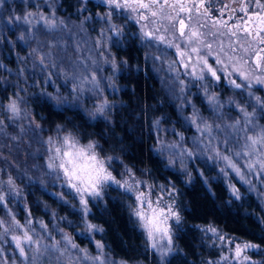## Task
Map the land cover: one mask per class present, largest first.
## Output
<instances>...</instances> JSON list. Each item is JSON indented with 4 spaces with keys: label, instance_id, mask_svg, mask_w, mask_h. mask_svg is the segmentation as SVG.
Here are the masks:
<instances>
[{
    "label": "snow or ice",
    "instance_id": "obj_1",
    "mask_svg": "<svg viewBox=\"0 0 264 264\" xmlns=\"http://www.w3.org/2000/svg\"><path fill=\"white\" fill-rule=\"evenodd\" d=\"M43 2L49 9L47 14L37 4V11L10 14L6 22L0 17V28H15L20 32L17 39L29 47V41H36L37 46L31 48L28 56L33 58V68L39 67L42 73H47L45 84L56 77L57 80L62 78L66 87L71 85L68 96H61L59 88L55 95L46 92L41 95L59 107L78 105L86 93H91L98 99L89 115L111 123L112 106L104 96L102 65L111 68L112 74L106 79L108 86L114 89L116 73L122 68L130 70L128 60H120L111 52L112 46L125 42L126 28L116 20H131L139 28L138 34L133 35L146 49L145 63L150 61L156 72L167 73L161 77L162 87L173 99L180 101V118L197 133L189 145L183 132L173 128L171 131L176 139L168 142L159 136L161 121L166 118L152 122L150 131L157 133L156 151L168 158L165 166L176 168L179 164V171L190 183L196 169H190L189 165L211 162L226 178L231 196L236 200L241 199V193L231 178H238L249 191H257V184L264 187V126L256 124L257 109L264 113V98L253 92L255 86H264V0H100L103 8L95 16L84 15L89 12V0H76L77 16H83L79 25L70 23V18L57 15L58 8L62 7L58 0ZM3 7L4 0H0V9ZM93 20L101 25L94 40L84 26L85 22ZM73 30L76 34L69 42L65 36ZM42 33L53 38L42 42ZM79 33L84 35L79 36ZM45 47L48 51L42 50ZM168 50H173L174 55ZM25 59L20 57V60ZM23 74L22 68L18 75ZM222 82H227L241 95L247 94V104L228 100V104H235L240 118L225 121L221 111L225 105L216 90ZM192 88L200 90L214 119L206 118L189 98ZM22 103L20 93H13L6 105L0 104V112L8 113L6 119L14 122L22 118ZM186 109H190V113L186 114ZM23 116L26 118L27 113ZM33 123L29 122L28 131L32 132L31 139L38 145L36 153L44 156L39 167L46 169L44 176L69 189L78 198L84 229L89 235L102 231L88 221L89 198L102 199L105 188L114 185L133 200L128 205L131 216L144 232L147 246L159 254L161 264L164 258L179 251L174 244L173 227L181 224L182 217L176 205L174 183L157 184L154 178L151 182L140 179L128 165H124L122 178H118L111 168L117 158L104 155L98 141L89 139L82 143L77 132L64 125H56L53 134L44 138L42 125L35 123L33 128ZM20 132L24 134L25 129L21 127ZM5 135V119H0V141ZM10 138L13 141L20 139L18 136ZM3 146L0 143V147ZM0 158H3L2 154ZM141 175L150 176V172L145 170ZM200 175L204 173L200 172ZM21 194L12 175L6 180L0 178V208L5 210V217L0 218V241H10L17 254L7 257L6 250L0 248V264H81V260L91 264H126L110 259L101 241H96L97 254L90 256L88 250L80 248L59 223L50 228L43 220H34L27 204L28 215L21 222L9 208V198L18 199ZM66 195L60 193L58 199L68 203ZM52 215L56 217L55 212ZM36 224L39 230L34 226ZM199 230L205 236L210 234L215 238L213 245L219 241L221 249L228 248L227 253L221 252L218 260L209 259L206 264H264V260L255 261L247 255L249 251L264 255L261 245L241 243L211 224ZM80 253H83L82 257ZM74 254L75 260L72 259Z\"/></svg>",
    "mask_w": 264,
    "mask_h": 264
},
{
    "label": "trees",
    "instance_id": "obj_2",
    "mask_svg": "<svg viewBox=\"0 0 264 264\" xmlns=\"http://www.w3.org/2000/svg\"><path fill=\"white\" fill-rule=\"evenodd\" d=\"M67 1L58 3L62 7L58 8L57 15L70 18V23L79 25L80 19L73 17L76 13L75 6ZM87 7L89 12L84 13L85 15L91 13L95 16L102 9L91 3H88ZM36 10L37 8L33 6H24L20 3H5L3 9H0V17L6 22L10 14L23 15L27 11ZM116 22L126 28L123 38L125 42L112 46L111 52L120 60H128L130 70L122 68L116 73L113 81L114 89L108 86L106 78L109 75L105 77L104 96L112 106L109 116L111 123L99 117L93 119L89 115L98 99L91 93H86L78 105L64 104L59 107L54 101L41 95L42 92L55 95L59 88L61 96H68L71 85L68 84L66 87L64 80L62 78L57 80L56 77H53V82L45 84L47 73H42L39 67L33 68V58L28 56L31 48L37 45L36 41H29L31 46L29 47L17 39L20 32L15 28L11 26L0 28V64L3 65L0 67V104L6 105L8 98L16 92H19L23 98L21 119L10 122L6 119L9 114L0 112V119H5L7 133L0 141L4 145L0 147V154L3 157L0 158V169H3L0 178L6 180L8 175H12L17 186L22 190L18 199L9 198V208L17 219L23 222L28 215L25 210L27 204L34 220H43L50 228L59 223L64 231L73 236L75 243L80 248L87 249L90 254L94 253L96 241H101L110 259L123 261L126 264H154V259H150L153 256L146 248L141 234L131 223L127 194L112 185L105 190L101 200L90 206L88 221L102 231L89 235L84 229L83 218L77 210L76 201L69 195L68 189L43 175L46 169L41 170L39 166L43 164L44 156L36 153L38 145L31 139L32 132L28 131L29 122L34 121L42 125L44 138L53 134L56 125H64L65 128L77 132L82 143H87L89 139L96 140L102 147L104 155L116 157L111 168L118 178H122L120 174L124 165H128L140 179L151 182L154 178L157 184H175L176 205L182 217V222L176 231L180 252L170 257L164 264H200L199 257L202 253H198L201 249L196 246L200 242L198 228L209 224L220 228L225 235L259 244L264 249V187L257 184V191H249L248 186L242 184L238 178L230 177L241 193V199L236 200L229 192L226 178L211 162L200 161L198 170L204 175L202 177L198 172L193 171L190 183L184 180L175 168L165 166L166 161L156 151L157 133L155 130L150 131L152 122L160 117L166 118L161 121L159 136L168 142L176 139L171 131L173 128L177 132H183L188 138L186 140L189 145L192 137L197 133L194 127L184 125L178 113L180 101L173 99L162 87L160 77L151 66V62L145 63V50L133 35V25L122 18H117ZM85 24L88 36L92 37L90 31L98 26V23L93 20ZM22 26L27 27L26 25L19 27ZM74 34L76 30L67 34L65 39L71 42ZM78 35L83 36L84 33ZM52 38L47 33H42L40 36L42 42ZM42 50L48 51L46 47ZM20 57L26 59L20 60ZM22 68L24 74L18 75ZM194 92V89L190 90L189 98L205 117L211 115L206 111L203 100ZM224 92L229 99L242 104L248 103L249 98L246 93L241 95L237 91L229 92L227 89ZM253 92L264 98V92L260 88H253ZM233 105L229 104L227 107L230 109ZM225 109L228 108L223 110ZM229 109L227 112H222L225 121L240 118L238 111ZM234 109L236 110V107ZM249 111H251L250 107ZM23 113H27L26 118ZM35 123L32 124L33 128ZM256 124L264 126V113L259 109H257ZM21 127L25 129L24 134L20 132ZM165 129L169 131L166 132ZM11 136H18L20 139L13 141ZM145 170L150 172V176L141 175ZM253 183L255 184L256 181L254 180ZM60 193H67L65 199L68 203L58 199ZM53 212L56 213L55 218ZM4 217L5 210L0 208V218ZM34 226L39 230L38 224ZM57 238H59L58 234ZM0 248L6 250L7 257L17 255L10 241H0Z\"/></svg>",
    "mask_w": 264,
    "mask_h": 264
},
{
    "label": "rangeland",
    "instance_id": "obj_3",
    "mask_svg": "<svg viewBox=\"0 0 264 264\" xmlns=\"http://www.w3.org/2000/svg\"><path fill=\"white\" fill-rule=\"evenodd\" d=\"M93 1V3L95 4V5H97V6H100V7H102L103 8V5H101L100 4V0H92ZM58 2H59V0H58ZM224 2H227V0H224ZM5 3H8V4H13V3H20V4H23L24 6H33L34 8H37V4H39V6H40V10H42L45 14H47L48 13V11H49V9H48V7H47V5L46 4H44V2H43V0H4V4ZM75 4H76V0H75ZM75 4H73L74 6H75ZM42 8V9H41ZM37 11V10H36ZM85 15V14H84ZM73 17L75 18V19H77V18H79L80 20H79V22L83 19V16H80V17H78L77 16V14L75 13V14H73ZM132 25H133V27H134V32L133 33H136V34H138V32H139V28H138V25H136L133 21H131V20H128ZM86 25V24H85ZM39 27V26H38ZM22 28H24L23 26H22ZM100 28H101V25L98 23V26H96V27H94V28H92V30L90 31V33H92L93 35H92V39L94 40L96 37H97V35H98V33H99V31H100ZM81 34V33H80ZM136 37V36H135ZM37 46V45H36ZM35 46V47H36ZM140 46L143 48V50H145L146 51V49L140 44ZM169 52H171L172 53V55H174V51L173 50H168ZM151 66H152V63H151ZM102 67L104 68V71L102 72V75L104 76V77H106V75H110V74H112V72H111V68L109 67V66H106V65H102ZM153 67V66H152ZM157 67H160V65H159V63H157ZM166 67V66H165ZM158 75H159V77H160V80H161V77H163V76H166L167 75V73L165 72V71H161V72H156ZM65 83V82H64ZM254 88H260L263 92H264V86H259V85H257V86H255ZM192 89H194V93H196V94H198L199 95V97L203 100V105L204 106H206V111L207 112H210L211 113V115H207L206 116V118H214V116H213V114H212V112H211V110H210V108H209V106L207 105V103L204 101V97H203V95H202V93L200 92V90L198 89V88H192ZM225 89H227V90H229V92L230 91H232V92H236V90H233L231 87H229L228 86V84H227V82H222L220 85H218L217 86V91H218V94L220 95V98H223V102H225V106H224V108H228L229 109V107H227V106H229V104H227V101L229 100V98H227L225 95H224V90ZM177 95H179V93H177ZM178 102H179V100H178ZM178 106H180V103H178ZM223 108V109H224ZM235 108V104L233 105V107H230V111H237V110H235L234 109ZM221 110L222 112H227L228 111V109H225V110ZM185 112H186V114L187 113H190V109H186L185 110ZM186 137V136H185ZM186 139H188L187 137H186ZM171 140V139H170ZM169 142H172V141H169ZM166 162H167V156H161ZM198 165L199 164H190V166H189V168L191 169H196L195 171L196 172H198L199 174H200V172H199V167H198ZM179 164H177V166H176V168H175V170L176 171H178L181 175H182V177L184 178V180H187V178H186V176L184 175V174H182L180 171H179ZM203 177V176H202ZM227 187H228V184H227ZM107 189H109V186L108 187H106L105 188V190H107ZM229 189V188H228ZM67 192L69 193V195H71V197H72V199H74L75 201H76V205H77V210H78V212H79V214H80V216L82 217V212L80 211V205H79V200H78V198L75 196V194L74 193H71V191L68 189L67 190ZM106 191H104V193H105ZM229 192H230V190H229ZM157 195H159V193L157 192ZM89 200H90V203H89V209H90V206L92 205V204H95V203H97L99 200H101V199H92V198H89ZM133 202V200L132 199H129L128 198V200H127V205H129L130 203H132ZM128 211H129V215H130V220H131V223H132V225H133V227L141 234V236H142V238H143V240H144V243H145V246H146V248L148 249V251H149V253L153 256V257H150V259L151 258H153L154 259V264H161V258H160V256H159V254L158 253H156V252H154L151 248H149L148 246H147V241H146V238H145V234H144V232L140 229V227H139V224H138V222L131 216V212H130V209H129V207H128ZM90 212H91V210L89 211V214H90ZM174 223V222H173ZM83 226H84V223H83ZM179 226L180 225H175L174 224V227H173V232H174V244L176 245V247L179 249V244H178V237H177V233H176V231H177V229L179 228ZM207 226V225H206ZM200 227H204V226H200ZM199 227V228H200ZM198 228V229H199ZM218 228V227H217ZM219 230H220V232L222 233V234H224L222 231H221V229L220 228H218ZM199 232H200V242L198 243V245H196V246H198V247H200V251L198 252V253H202V254H200V257H199V261H200V264H206V262H207V260H209V259H212V260H218L219 259V257H220V255H221V252L223 251V252H225V253H227L228 252V248L227 247H224L223 249H221V247L219 246V241H216V243H215V245H213V240L215 239V238H211L210 237V234L208 235V236H205L204 235V233H202L200 230H199ZM225 235V234H224ZM226 236H228V235H226ZM228 237H230V236H228ZM230 238H232V237H230ZM232 239H234V240H237V241H239V242H241V243H244L245 241H241V240H238V239H236V238H232ZM197 248V247H196ZM178 252H180V250L178 251ZM178 252H173L171 255H169L168 257H166V258H164V261H163V264L170 258V257H173L175 254H178ZM89 253V252H88ZM97 254V249H96V243H95V249H94V253L93 254H90L89 253V255L90 256H95ZM247 255H249L253 260H255V261H260V260H262V258H263V255H261V254H258V253H256L255 251H249L248 253H247ZM79 256L80 257H82L83 256V253H80L79 254ZM77 257H76V255L74 254L73 256H72V259L73 260H75ZM66 259H67V257H66ZM81 264H91V262L90 261H84V260H81ZM233 264H235V262H233Z\"/></svg>",
    "mask_w": 264,
    "mask_h": 264
},
{
    "label": "flooded vegetation",
    "instance_id": "obj_4",
    "mask_svg": "<svg viewBox=\"0 0 264 264\" xmlns=\"http://www.w3.org/2000/svg\"><path fill=\"white\" fill-rule=\"evenodd\" d=\"M67 1V0H66ZM68 1H70V2H72V4H75V0H68ZM67 1V2H68ZM62 2H64V0H59V2L58 3H62ZM88 3H91V4H93V5H95L94 3H93V1L92 0H89V2ZM97 6V5H96Z\"/></svg>",
    "mask_w": 264,
    "mask_h": 264
}]
</instances>
